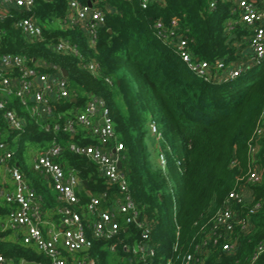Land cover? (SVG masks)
<instances>
[{
  "label": "trees",
  "instance_id": "16d2710c",
  "mask_svg": "<svg viewBox=\"0 0 264 264\" xmlns=\"http://www.w3.org/2000/svg\"><path fill=\"white\" fill-rule=\"evenodd\" d=\"M69 0H35L31 12L15 11L0 25L6 33L0 52L25 55L40 69L49 71L57 65L67 71L71 97L55 102L51 116L32 117L16 98L9 106L23 118L21 131L10 129L0 110V133L13 151L10 164L18 165L27 183L35 190L42 209L48 217L59 220V202L48 179L29 165V159L47 148L56 139L64 148L56 158L66 169H74L82 183L77 192L80 208L84 209L92 196L106 194L101 207L111 206L121 196L119 188L108 183L97 164L89 157L69 148L71 142L96 144L90 128L76 125V132L54 129L56 122L65 124L84 109L93 95L103 97L110 109L121 150L122 170L129 183L130 193L152 229L158 258L171 255L180 227L182 243L188 242L196 231L195 222L212 215L226 200L230 191L246 187L252 193L253 204L260 203L254 212L243 208L252 223L250 231L239 236L234 252L219 251L209 258V264H264V249L253 261L257 247L264 244V134L257 139L259 178L247 183L251 167L249 142L259 123L264 105V60L242 72L235 79L208 82L193 73L175 48L156 35L154 24L161 19L170 24L179 21V29L187 35L195 58L226 64L247 57L250 26L235 22L229 0H218L211 10V0H158L142 8L140 0H78L91 1L105 12V22L99 26L94 45L80 25L64 27ZM33 16L43 30V39L31 40L18 28L19 17ZM68 40L77 45L79 55L59 52L54 45ZM96 59L98 74L82 64ZM109 78L111 82L107 80ZM154 122L163 134L161 147L167 155V169L152 161L147 145L150 123ZM50 123V130L45 125ZM90 134V135H88ZM115 142H112V146ZM158 151L157 142L154 143ZM236 160V165L232 162ZM243 177V179H241ZM86 180L87 184L83 181ZM0 186L12 188L13 182L0 174ZM13 189V188H12ZM17 207L0 197V253L3 264H50V259L34 244H26L20 232L6 226L10 213ZM120 239L132 242L139 237L135 224L121 220ZM118 239L95 240L88 254L98 264H111V252L121 256L118 264H132L129 254ZM70 256V264L76 257ZM80 254V253H79Z\"/></svg>",
  "mask_w": 264,
  "mask_h": 264
},
{
  "label": "built area",
  "instance_id": "2783aa9c",
  "mask_svg": "<svg viewBox=\"0 0 264 264\" xmlns=\"http://www.w3.org/2000/svg\"><path fill=\"white\" fill-rule=\"evenodd\" d=\"M158 0H140L142 8H147L151 2ZM232 14H238V19L228 22L229 29H233L235 22H243L251 27L252 34L248 39L247 57L239 61L226 64L217 59L209 62L195 58L187 35L179 29V21L174 19L170 24L161 19L154 24L156 35L166 44L175 48L178 55L197 76L208 82L222 83L235 79L242 72L249 70L253 65L264 60V0H229ZM218 0H211L210 8H217ZM35 0H0V21L14 17L15 11L31 12ZM105 22V12L102 8L78 0L68 1V13L63 19L64 27L80 25L84 28L94 45L98 35V28ZM15 27L31 40L43 39V30L33 16H24L16 19ZM6 29L0 25V44ZM55 50L79 55L77 45L68 40H59L54 45ZM40 64H33L25 55L0 52V110L3 119L10 129L21 131L24 127L23 118L15 108L9 106L10 99H18L30 112L32 117L51 116L56 110L55 102L71 97L69 79L62 69L52 65L49 71L40 69ZM83 68L98 74L101 69L96 59L82 64ZM109 82L111 80L107 78ZM82 124L90 128L97 138L96 144H80L71 142L69 148L93 160L100 173L108 183L119 188L121 196L113 199L108 208L101 207V202L107 195L92 196L86 207L81 210L80 198L77 192L82 181L74 169L66 170L56 161L63 152V146L54 139L52 143L37 153L34 158V169L48 179L56 192L59 202L57 214L59 220L50 218L42 209L41 197L27 183L26 177L18 165L10 164L13 151L9 143L3 140L0 133V163H6L7 175L13 182V189L0 186V197L17 207L10 213L6 226L20 232L26 244H34L40 252L50 259V264H70V254L80 253L81 258L76 264H98L97 259L88 251L93 247L95 240H117L110 248L117 249L118 243L129 254L132 264H209V258L215 252H234L239 246L241 232L250 231L252 223L248 207L254 212L260 203L253 204L252 193L246 187L236 188L228 194L225 203L212 215L205 216L195 222L196 231L191 239L182 243L180 227H177V237L172 246L171 255L161 259L157 256L155 243L152 242L150 224L140 218V211L130 193L129 183L125 173L118 166L121 161V150L124 146L116 142V134L110 116V109L106 100L98 95L90 97L84 109H77L74 118L61 124L56 122L54 129L63 127L65 131L76 132V125ZM51 124L45 125L50 130ZM150 132L156 138L158 146V164L163 170L167 169V155L161 147L163 134L157 125L150 123ZM264 134V105L259 123L249 142L251 167L247 174V183L259 178L257 155L259 146L257 139ZM115 144L112 146V142ZM236 165V160L232 166ZM243 179V177L241 178ZM6 180V178H5ZM121 220L125 224H135L139 237L132 242L120 239L122 228ZM261 243L253 256L255 261L263 251ZM6 258L0 253V264ZM21 264H30L23 260Z\"/></svg>",
  "mask_w": 264,
  "mask_h": 264
},
{
  "label": "rangeland",
  "instance_id": "374dc122",
  "mask_svg": "<svg viewBox=\"0 0 264 264\" xmlns=\"http://www.w3.org/2000/svg\"><path fill=\"white\" fill-rule=\"evenodd\" d=\"M77 127L79 129L80 128H82V129H86L87 128L86 126H84L82 124H77ZM88 135H90V134H88ZM146 141H147V145H148L149 151H151V154H152V161H153V163L155 165H157L158 164V151H157V149L154 146V143L156 142V138L152 134H149ZM29 165H30L31 168L34 169V156L31 159H29ZM0 173H1L2 177L8 179V181L11 180L9 178V176L7 175L6 163H0ZM13 187L14 186H12V188ZM53 192L56 194V192L54 190H53ZM110 252H111V255H110L109 262L111 264H118L119 261H121V256L119 254H117L116 252H113V251H110ZM72 257L81 258L82 255L79 254V253H73Z\"/></svg>",
  "mask_w": 264,
  "mask_h": 264
},
{
  "label": "water",
  "instance_id": "95a60500",
  "mask_svg": "<svg viewBox=\"0 0 264 264\" xmlns=\"http://www.w3.org/2000/svg\"><path fill=\"white\" fill-rule=\"evenodd\" d=\"M45 1H51V0H45ZM88 4H89V5H92V2L89 1ZM62 72H63L64 75H67V71H66L65 69H62ZM118 166H119L120 168L122 167V161H119V162H118ZM83 183H84V184H87V181L84 180Z\"/></svg>",
  "mask_w": 264,
  "mask_h": 264
},
{
  "label": "crops",
  "instance_id": "0c3cea01",
  "mask_svg": "<svg viewBox=\"0 0 264 264\" xmlns=\"http://www.w3.org/2000/svg\"><path fill=\"white\" fill-rule=\"evenodd\" d=\"M154 146H156V145H154ZM1 174V173H0Z\"/></svg>",
  "mask_w": 264,
  "mask_h": 264
}]
</instances>
